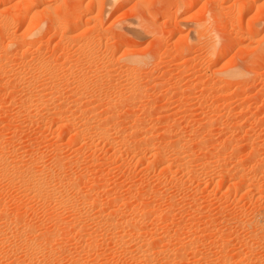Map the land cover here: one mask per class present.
Masks as SVG:
<instances>
[{
	"label": "rangeland",
	"instance_id": "1",
	"mask_svg": "<svg viewBox=\"0 0 264 264\" xmlns=\"http://www.w3.org/2000/svg\"><path fill=\"white\" fill-rule=\"evenodd\" d=\"M22 1L0 0V166L43 169L73 200L0 173V264H264V0H30L25 17ZM132 52L156 55L129 73Z\"/></svg>",
	"mask_w": 264,
	"mask_h": 264
},
{
	"label": "bare ground",
	"instance_id": "2",
	"mask_svg": "<svg viewBox=\"0 0 264 264\" xmlns=\"http://www.w3.org/2000/svg\"><path fill=\"white\" fill-rule=\"evenodd\" d=\"M32 1V0H31ZM33 1H35V0H33ZM32 1V2H33ZM39 1V0H38ZM95 1V0H94ZM101 1V0H100ZM99 1V2H100ZM107 1L108 0H103V2L105 3H107ZM121 1H123V0H121ZM199 0H191L189 3H188V6H187V10H189L190 11V9H192L193 8V6H195L194 4L195 3H197ZM23 2V4H22V8H21V10H22V15L25 17L28 13L27 12H29V7L31 6V2H30V0H24V1H22ZM73 2H75L74 0H73ZM96 2V1H95ZM94 2V3H95ZM110 2V1H109ZM36 3V2H35ZM76 3H78V2H76ZM79 3H81V2H79ZM78 3V4H79ZM102 3V2H101ZM103 3V4H104ZM97 4V3H96ZM108 4V3H107ZM250 4V3H249ZM82 5V4H81ZM104 6V5H103ZM84 7V6H83ZM99 7V6H98ZM91 8V7H90ZM85 10H86V8H84ZM87 9H89V8H87ZM99 9V8H98ZM102 9H103V7H102ZM91 10V9H90ZM89 10V11H90ZM92 11V10H91ZM91 11H90V13H91ZM188 11V12H189ZM84 12V11H83ZM88 12V11H87ZM219 12V11H218ZM82 13V12H81ZM216 15H217V12H214ZM214 14V15H215ZM81 15V14H80ZM28 16V15H27ZM89 17V16H88ZM87 17V18H88ZM217 21H221V18H220V15L218 14L217 16ZM27 18V17H26ZM81 18V17H80ZM86 18V19H87ZM91 17H89V19H90ZM4 19V18H3ZM2 19V20H3ZM34 19V18H33ZM78 19V18H77ZM82 19V18H81ZM80 19V20H81ZM89 19H87V21L89 20ZM94 19V18H93ZM35 20V19H34ZM83 20V19H82ZM194 21V20H193ZM206 21V20H205ZM85 22V21H84ZM192 22V21H191ZM76 23V22H75ZM96 23V22H95ZM204 23V22H203ZM203 23H201V22H193V23H191V24H195V25H192L191 26V28H190V30H189V35H191V34H193V36L195 37V35L198 33V32H196V29H195V26L196 25H202ZM78 24V23H77ZM82 24V23H81ZM1 25H3V24H1ZM73 26V28L75 27V25L74 24H72ZM85 25H86V23H85ZM88 25V24H87ZM252 26H256V25H252ZM2 26H0V28H1ZM71 27V28H72ZM80 26H78V28H79ZM92 27V26H91ZM70 28V27H69ZM69 28H67V29H69ZM140 28V27H139ZM129 29V31L131 32V33H133V34H135V35H140V36H138V37H141L144 33H143V31L141 30L142 28H140V29H135V28H128ZM30 30V29H29ZM29 30H26V32L27 31H29ZM32 30V29H31ZM256 30H257V26L255 27V32H256ZM254 31V28L253 27H249L248 28V32H253ZM36 32V31H35ZM29 33H30V31H29ZM103 33V32H102ZM31 34V33H30ZM29 34V35H30ZM232 34V29H230V28H225L224 29V31L222 32V34H221V36L219 37V40H218V42L216 41H213V37H210L209 38V41H208V45H207V47H209V49H208V51H209V53L211 54V53H213L214 52V49L212 50V48H216L217 47V45H221L222 47H223V52L222 53H220V55H217V59H219V58H222L223 56H225L227 53H228V51L232 48L231 46V48L229 49V47H228V38H229V36ZM32 35H33V33H32ZM67 37V36H66ZM64 39H65V37H64ZM89 39V38H88ZM231 41V40H230ZM90 42V41H89ZM239 42V41H238ZM9 43H12V42H9ZM8 43V45L6 46V48L7 47H10L11 45ZM84 43H86V42H84ZM88 43V42H87ZM95 43V42H94ZM128 43H131V42H128ZM139 43V42H138ZM138 43H136V44H138ZM234 43V42H233ZM13 44V43H12ZM82 44V43H81ZM92 44V43H91ZM90 44V45H91ZM190 44V43H189ZM230 44V43H229ZM10 45V46H9ZM132 45V44H131ZM188 45V44H187ZM187 45H185V46H187ZM231 45V44H230ZM29 46V45H28ZM81 46V45H80ZM83 46V45H82ZM89 46V45H88ZM91 47V46H90ZM188 47H189V45H188ZM30 48V47H29ZM89 48V47H88ZM8 49V48H7ZM82 49V48H81ZM156 49V48H155ZM183 49V48H182ZM93 50H94V48H93ZM184 51H186L185 49H183ZM188 50V49H187ZM80 51V50H79ZM85 51V50H84ZM83 52V51H82ZM93 52V51H92ZM95 52V51H94ZM179 52V51H178ZM183 52V51H182ZM96 54V53H95ZM98 54V53H97ZM96 54V55H97ZM179 54V53H178ZM99 55V54H98ZM156 54H154L153 55V53H140V52H132V53H130V54H124V56H122L120 59L121 60H123L124 62H125V68H126V70L129 72V73H136V72H138L140 69H142V68H144V67H147V66H149V63H150V61H151V59H152V57L153 56H155ZM90 56V55H89ZM95 56V55H94ZM93 56V57H94ZM100 56V55H99ZM103 57V56H102ZM95 58V57H94ZM100 58V57H99ZM96 59V58H95ZM98 59V58H97ZM91 60V59H90ZM94 60V59H93ZM42 61V59L40 60V62ZM104 61V60H103ZM39 62V63H40ZM43 62V61H42ZM45 62V61H44ZM95 62V61H94ZM122 62V61H121ZM120 62V63H121ZM91 63V62H90ZM99 63V62H98ZM102 63V62H101ZM119 63V62H118ZM123 63V62H122ZM53 64V63H52ZM92 64V63H91ZM4 65H7V64H4ZM3 65V66H4ZM39 65V67L38 66H36L37 67V69H39V68H41L42 70L43 69H47V67L49 66L47 63H40V64H38ZM95 65H96V63H95ZM100 65V64H99ZM102 65V64H101ZM100 65V66H101ZM105 65H108V64H105ZM121 65H123V64H121ZM123 65V66H124ZM157 65V64H156ZM12 66V65H11ZM30 66V65H29ZM97 66V65H96ZM109 66V65H108ZM112 66V65H111ZM26 67V66H25ZM53 67V66H52ZM90 67V66H89ZM98 67V66H97ZM105 67V66H104ZM150 67V66H149ZM148 67V68H149ZM10 68V67H9ZM14 68V67H13ZM94 68V67H93ZM92 68V69H93ZM96 68V67H95ZM109 68V70H115V68L113 69L112 67H107L106 69H108ZM152 68V67H151ZM160 68V67H159ZM11 69V68H10ZM23 69V68H22ZM102 69V68H101ZM105 69V68H104ZM164 69V68H163ZM243 69V68H242ZM12 70V69H11ZM17 70V69H16ZM15 70V72L17 73V71ZM24 70V69H23ZM29 70V69H28ZM54 70H55V68H54ZM125 70V71H126ZM143 70V69H142ZM154 70V69H153ZM31 71V70H30ZM33 71H34V69H33ZM44 71H46V70H44ZM53 71V70H52ZM104 71V70H103ZM122 71V70H121ZM124 71V70H123ZM147 71V70H146ZM159 71V70H158ZM228 71V72H227ZM227 71H224V73H226V76H225V78H226V82H228L229 81V79L230 78H234V79H237V78H240L243 74H244V70H241V69H238V71H237V64H234V65H232V66H230V67H228L227 68ZM25 72V71H24ZM23 72V73H24ZM35 72H37V70L35 71ZM54 72V71H53ZM100 72V71H99ZM113 72V71H112ZM145 72V71H144ZM46 73H47V71H46ZM45 73V74H46ZM101 73H104V72H101ZM121 73H123V72H121ZM125 74L127 73V72H124ZM138 73H140V72H138ZM147 73H149V72H147ZM150 73H151V71H150ZM35 74V73H34ZM39 74V73H38ZM44 74V73H43ZM55 74H56V72H55ZM152 74V73H151ZM161 74V73H160ZM164 74V73H163ZM52 75V74H51ZM107 75V74H106ZM113 75V74H112ZM112 75H110V76H112ZM134 75V74H133ZM132 75V76H133ZM147 75V74H146ZM23 76V75H22ZM38 76V75H37ZM46 76V75H45ZM57 76V75H56ZM129 76V78H130V76L131 75H128ZM128 76L126 77L127 79H128ZM137 76V75H136ZM135 76V77H136ZM141 76V75H140ZM150 76V75H149ZM152 76V75H151ZM154 76V75H153ZM158 76V75H157ZM162 76V75H161ZM25 77V76H24ZM43 77V76H42ZM48 77V76H47ZM52 77H54V76H52ZM134 77V76H133ZM154 78V77H153ZM152 78V79H153ZM225 78H223V79H225ZM57 79V78H56ZM55 79V80H56ZM113 79V78H112ZM124 79H125V77H124ZM123 79V80H124ZM134 79V78H133ZM151 79V78H150ZM231 79V80H232ZM37 80V79H36ZM48 80V79H47ZM131 81H132V79H130ZM130 80H128V82L130 81ZM137 80V79H136ZM230 80V81H231ZM237 80H239V79H237ZM45 81V80H44ZM49 81V80H48ZM81 81H83V80H81ZM81 81H79V83L81 82ZM86 81V80H85ZM111 81V80H110ZM120 81V80H119ZM234 82H235V80H233ZM51 82V81H50ZM149 82V81H148ZM43 83V82H42ZM127 83V82H126ZM157 83V85L159 84L158 82H156ZM155 83V84H156ZM233 83V82H232ZM49 84V83H48ZM47 84V86H49ZM50 84H52V83H50ZM88 84V83H87ZM110 84H111V82H110ZM140 84V83H139ZM41 85V84H40ZM44 85V84H43ZM94 85V84H93ZM101 85H103V84H101ZM125 85V84H124ZM126 85H129V84H126ZM141 85V84H140ZM156 85V86H157ZM54 86V85H53ZM88 86V85H87ZM117 86V85H116ZM119 86V85H118ZM123 86V85H122ZM138 86V85H137ZM145 86V85H144ZM40 87H42V85L40 86ZM44 87V86H43ZM42 87V88H43ZM125 87V86H124ZM123 87V88H124ZM130 87V86H129ZM129 87H127V89L129 88ZM142 87V86H141ZM140 87V88H141ZM42 88H40L41 90H43ZM77 88V87H76ZM86 88V87H85ZM90 88V87H89ZM94 88V87H93ZM92 88V89H93ZM102 88V87H101ZM116 88V87H115ZM119 88V87H118ZM123 88H121V89H123ZM126 88V87H125ZM131 88V87H130ZM137 88H139V87H137ZM139 88V89H140ZM87 89V88H86ZM91 89V90H92ZM99 89V88H98ZM120 89V88H119ZM84 90V89H83ZM99 90H101V89H99ZM130 90V89H129ZM132 90V89H131ZM85 91V90H84ZM118 91V90H117ZM120 91V90H119ZM119 91H118V93H119ZM125 91V90H124ZM99 92H101V91H99ZM98 92V93H99ZM36 93V92H35ZM96 93V92H95ZM132 93H134L133 91H132ZM92 94V93H91ZM123 94H125V93H123ZM122 94V95H123ZM38 95V94H37ZM49 95V94H48ZM47 95V96H48ZM51 95V94H50ZM116 95V94H115ZM36 96V95H35ZM45 96V95H44ZM52 96V95H51ZM109 96V95H108ZM119 96V95H118ZM117 96V97H118ZM120 96H121V94H120ZM130 96V95H129ZM114 97H116V96H114ZM116 97V98H117ZM112 98V97H111ZM33 99V98H32ZM113 99H115V98H113ZM119 99V98H118ZM123 99H126V98H123ZM31 100V99H30ZM111 100V99H110ZM110 100H108V101H110ZM116 100V99H115ZM107 101V102H108ZM112 101V100H111ZM118 101V100H117ZM114 102H116V101H114ZM120 102V101H119ZM121 102H123V100L121 101ZM109 103V102H108ZM112 103V102H111ZM36 104V103H35ZM113 104V103H112ZM115 104V103H114ZM123 104H121L120 103V106H122ZM61 110V109H60ZM61 112V111H60ZM63 112V111H62ZM59 113V112H58ZM54 114H57V112L56 113H54ZM60 115H61V113H60ZM57 117V116H56ZM63 117V116H62ZM213 118V117H212ZM60 119H61V117H60ZM65 119V118H64ZM211 119V118H210ZM62 120V119H61ZM214 120H216V119H214ZM75 122V121H74ZM83 123H84V120H83ZM76 125H78L77 123H75ZM79 124H80V122H79ZM75 125V126H76ZM87 125V124H86ZM80 126H82V125H80ZM84 126H85V124H84ZM83 126V127H84ZM89 126V125H88ZM88 126H86V127H88ZM91 126V125H90ZM89 126V129L93 126H91L90 127ZM104 126V125H103ZM169 126V125H168ZM170 127V126H169ZM175 127V126H174ZM80 128V127H79ZM121 128V127H120ZM136 128V127H135ZM227 128V127H226ZM225 128V129H226ZM76 129H78V128H76ZM93 129H94V127H93ZM98 129V128H97ZM95 130V131H91V129H90V131L92 132V133H94V134H92V136H94L93 138H95V137H99L100 139L102 138V139H104V140H111V136H110V133L108 132V130L106 129V128H101L100 130ZM116 129H117V127H116ZM137 129V128H136ZM79 130V129H78ZM110 130V129H109ZM220 130H222V129H220ZM85 131H88V129L87 128H81L80 130H79V132L81 133V132H85ZM111 131V130H110ZM137 131V130H136ZM224 131H226V130H224ZM78 132V131H77ZM90 132V133H91ZM122 132V131H121ZM79 133V134H80ZM117 133V132H116ZM119 133H120V131H119ZM85 135H86V133H84ZM83 134V135H84ZM112 134V133H111ZM115 134V133H114ZM80 135H82V134H80ZM84 135V136H85ZM90 135V134H89ZM79 136V135H78ZM121 136V135H120ZM119 136V137H120ZM91 137V136H90ZM113 137H115V136H113ZM112 137V138H113ZM118 137V136H117ZM116 138V137H115ZM113 140V139H112ZM122 140V139H121ZM178 139H176V141H177ZM100 141V140H99ZM116 141V140H115ZM115 141H112L113 143H115ZM182 141H183V139H182ZM110 142V141H109ZM173 142V141H172ZM188 142H191L190 140L188 141ZM148 143V142H147ZM178 143V142H177ZM182 143V142H181ZM174 144V143H173ZM173 146V145H172ZM172 146H171V148H172ZM179 146H181V145H179ZM166 147V146H165ZM175 148V147H174ZM180 148V147H179ZM166 150V149H165ZM165 150H163L164 152H165ZM169 150V149H168ZM179 150V149H178ZM178 150H177V152H178ZM182 150V149H181ZM185 150V149H184ZM159 151V150H158ZM161 151V150H160ZM167 151V150H166ZM172 151H173V149H172ZM183 151V150H182ZM163 152V153H164ZM162 153V154H163ZM172 153V152H171ZM180 153H181V151H179V154L177 155L176 154V156H179L180 155ZM186 153V152H185ZM156 154V153H155ZM159 154V153H158ZM165 154V153H164ZM175 154V153H174ZM160 155V154H159ZM158 155V156H159ZM170 155V154H169ZM184 155H186V159H187V154H184ZM183 154L182 155H180L181 157L182 156H184ZM161 156V155H160ZM179 156V157H180ZM4 157H5V155H4ZM7 157V156H6ZM157 157V156H156ZM163 157V156H162ZM173 157V156H172ZM171 157V158H172ZM178 157V158H179ZM180 157V158H181ZM142 158V157H141ZM166 158H167V156H166ZM176 158V157H175ZM3 159V155L1 156V154H0V161ZM5 159V158H4ZM168 159V158H167ZM182 159H185V158H182ZM165 160V159H164ZM163 160V161H164ZM175 160H177V159H175ZM188 161H189V159H188ZM187 161V162H188ZM2 162L4 163L5 161H3L2 160ZM2 162H0V163H2ZM168 162H169V160H168ZM185 162H186V160H185ZM185 162H183L185 165L186 164H188V163H185ZM19 163V162H18ZM161 163L163 164V162L161 161ZM165 163V165L166 164H168L167 162H164ZM183 163H182V166H181V168H183L182 169V171H184V172H187V169L188 170H191L190 168L191 167H187V169H186V167L185 166H183ZM190 163V162H189ZM206 163V162H205ZM21 163H19V164H17V163H15L14 165H11V166H9V165H3L2 164V166H0V173H2V174H4V175H6V174H14V175H18L19 176V179H18V183L20 184L19 186H21V188L23 187L24 188V190L26 191V193H29V194H32V196H34V197H41V198H44V200H45V198H46V201L48 202L49 200H51V202H53L52 204L54 205L55 204V206H59V207H67L66 205H68V203H70L69 201H72L73 200V197L72 196H70V195H68V193H63V192H58L59 190V187L61 188V186L62 185H64L63 183L61 184L60 182H56V183H53L52 181H50V180H48L47 179V177L45 178V174L44 173H42V171H43V169H42V167H41V169H42V171H40V168H39V170H35L34 168V170L32 169V167H30L28 164L27 165H20ZM192 164V163H191ZM208 164V163H207ZM211 164V163H210ZM202 165H204V163L202 164ZM201 165V166H202ZM164 166V165H163ZM168 165H166V167H167ZM179 166V165H178ZM187 166H189V164L187 165ZM196 166V165H195ZM200 166V165H199ZM200 166V167H201ZM208 166V165H207ZM211 166V165H210ZM213 166V165H212ZM44 167V166H43ZM165 167V166H164ZM185 167V168H184ZM203 167V166H202ZM204 167H205V165H204ZM180 168V167H179ZM179 168H177V170H179ZM212 168V167H211ZM163 169H165V168H163ZM166 169H169V168H166ZM186 171H185V170ZM195 169V168H194ZM213 169V168H212ZM211 169V170H212ZM200 170V169H199ZM208 170V169H207ZM215 170H216V168H215ZM47 171V170H46ZM165 171V170H164ZM181 171V170H180ZM203 171V170H202ZM44 172V171H43ZM169 172L170 173H172L171 172V169H169L168 170V174H169ZM194 172V171H193ZM204 172H206V170L204 171ZM211 172V171H210ZM47 173V172H46ZM198 173V172H197ZM201 173V172H200ZM199 173V174H200ZM213 173V172H212ZM45 176H44V175ZM196 174V173H195ZM172 175V174H171ZM197 175V174H196ZM201 175V174H200ZM173 176V175H172ZM201 176H204V175H201ZM206 177V176H205ZM198 178V177H197ZM50 179V178H49ZM207 179V178H206ZM205 179V180H206ZM212 179V178H211ZM199 180V179H198ZM54 181V180H53ZM59 181V180H58ZM63 181V180H62ZM61 181V182H62ZM201 182V181H200ZM248 184V183H247ZM66 186V185H65ZM62 187H64V186H62ZM94 188V187H93ZM75 196V195H74ZM74 198H76V197H74ZM72 199V200H71ZM76 200V199H75ZM45 201V202H46ZM47 204V203H46ZM49 204V203H48ZM47 204V205H48ZM129 204V203H128ZM58 207V208H59ZM128 207H130V206H128ZM56 208V207H55ZM54 208V209H55ZM62 209V208H61ZM57 210V209H56ZM66 210V209H65ZM68 210V209H67ZM66 210V211H67ZM7 219V218H6ZM5 220V219H4ZM8 220V219H7ZM106 220V219H105ZM4 222V221H3ZM1 224V223H0ZM7 224V223H6ZM17 228V227H16ZM52 233V232H51ZM50 233V234H51ZM55 232H53V234H54ZM8 238V237H7ZM51 238V237H50ZM49 238V239H50ZM44 241V240H43ZM45 242V241H44ZM49 242H51V239H50V241ZM43 242L41 241V243L40 242H35V241H32V240H28V239H24V240H22L21 241V243H20V245L19 246H21V247H23V246H25V247H27V248H30V249H34V250H32V252H33V254H31V256H30V258H33L32 256L34 255V254H37L36 256L38 257V255L40 256V252L41 251H43L42 250V247L44 246L43 244H42ZM43 245V246H42ZM46 245V244H45ZM48 245V244H47ZM51 245V244H50ZM52 247V246H51ZM45 248V247H44ZM39 253V254H38ZM44 253V252H43ZM43 253H41V254H43ZM53 254V253H52ZM46 255V254H45ZM29 256V255H28ZM46 256H48V255H46ZM36 257V258H37ZM56 259V258H55ZM31 260V259H30ZM36 260V259H35ZM49 260H51V259H49ZM240 260V259H239ZM53 261V260H52ZM48 262H50V261H48ZM236 262H237V260H236ZM53 263H55V261L53 262ZM33 264V263H32Z\"/></svg>",
	"mask_w": 264,
	"mask_h": 264
}]
</instances>
